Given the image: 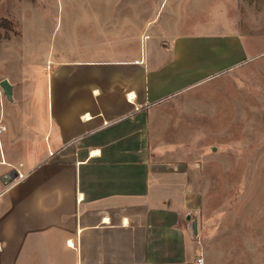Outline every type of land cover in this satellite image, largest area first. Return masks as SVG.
<instances>
[{
    "label": "crops",
    "instance_id": "crops-1",
    "mask_svg": "<svg viewBox=\"0 0 264 264\" xmlns=\"http://www.w3.org/2000/svg\"><path fill=\"white\" fill-rule=\"evenodd\" d=\"M203 1L180 0L161 20L162 4L143 38L150 55L118 54L120 43L141 46L135 20L92 17L75 22L91 33L82 53L30 55L20 73L4 72L20 113L2 112L12 121L0 135V179L11 170L22 177L0 180V264H192L204 256L199 190L157 129L172 96L236 62L230 27L169 33L178 11ZM189 38L200 45H176Z\"/></svg>",
    "mask_w": 264,
    "mask_h": 264
},
{
    "label": "rangeland",
    "instance_id": "rangeland-1",
    "mask_svg": "<svg viewBox=\"0 0 264 264\" xmlns=\"http://www.w3.org/2000/svg\"><path fill=\"white\" fill-rule=\"evenodd\" d=\"M164 2L161 20L180 0H0V81L4 72L20 73L30 55L40 61L56 53H82L91 33L75 23L80 19L135 20L142 44L120 43L118 54L150 55L152 41L143 38L152 34L150 22ZM178 16L180 25L171 34L236 30L237 58L171 97L157 128L158 142L168 147L173 163L188 168L199 190L204 264H264V0H204ZM132 29L127 26L125 34L131 36ZM181 44L200 45L190 38L178 39L176 45ZM8 108L19 119L17 103L0 88L2 125L12 121L11 113L2 116Z\"/></svg>",
    "mask_w": 264,
    "mask_h": 264
},
{
    "label": "water",
    "instance_id": "water-1",
    "mask_svg": "<svg viewBox=\"0 0 264 264\" xmlns=\"http://www.w3.org/2000/svg\"><path fill=\"white\" fill-rule=\"evenodd\" d=\"M0 88L2 89L4 95L11 100L12 98V86L10 85V83L6 80L3 79L2 81H0ZM18 177V172L15 170H11L10 172L4 174L1 177V182L3 185L7 186L9 184H11L13 181H15V179ZM193 227L196 230V222L194 221V225Z\"/></svg>",
    "mask_w": 264,
    "mask_h": 264
},
{
    "label": "built area",
    "instance_id": "built-area-1",
    "mask_svg": "<svg viewBox=\"0 0 264 264\" xmlns=\"http://www.w3.org/2000/svg\"><path fill=\"white\" fill-rule=\"evenodd\" d=\"M5 127L3 125H0V135L5 131ZM22 177V174L18 173V177L16 179H19ZM15 179V180H16ZM192 264H204V260H203V257H198L195 259L194 263Z\"/></svg>",
    "mask_w": 264,
    "mask_h": 264
}]
</instances>
